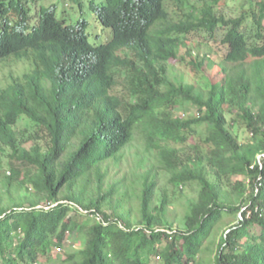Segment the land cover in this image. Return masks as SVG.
Here are the masks:
<instances>
[{
  "label": "trees",
  "instance_id": "1",
  "mask_svg": "<svg viewBox=\"0 0 264 264\" xmlns=\"http://www.w3.org/2000/svg\"><path fill=\"white\" fill-rule=\"evenodd\" d=\"M43 1L0 0V64H27L0 89V146L9 151L8 174L0 155V264H38L68 235L81 249L62 264H201L219 226L215 264H264V0H245L228 19L218 13L228 0H67L73 13ZM93 22L102 27L94 40ZM218 29L213 70L208 56L193 57L189 37ZM170 60L207 87L175 78ZM187 106L196 113L174 117ZM229 115L249 142L231 132ZM21 119L32 125L26 135L15 130ZM201 125L207 152L183 153ZM137 131L173 185L200 187L184 229L172 228L167 198L155 203L148 177L132 188L135 223L125 183L104 182ZM234 176L248 179L236 199L221 184Z\"/></svg>",
  "mask_w": 264,
  "mask_h": 264
},
{
  "label": "rangeland",
  "instance_id": "2",
  "mask_svg": "<svg viewBox=\"0 0 264 264\" xmlns=\"http://www.w3.org/2000/svg\"><path fill=\"white\" fill-rule=\"evenodd\" d=\"M245 0H228L226 3L218 8V13L222 16L228 18H236L239 16L241 9V4ZM59 10L62 8L72 12V5L67 0H44L43 4L47 7L57 5L59 3ZM247 8V6H246ZM73 13V12H72ZM75 16H77L75 14ZM90 31L93 36L92 40L96 38L97 35L102 34V27L100 24H91ZM225 34L224 29H218L214 36L210 37L205 33L193 34L190 36L189 40L191 47L193 48V57L198 56L201 58L203 55L208 56L210 66L213 70H217L214 67V60L216 56H221L222 46L220 44L223 35ZM105 38H101L104 41ZM93 42V41H92ZM185 56V54L183 53ZM170 70L174 77L179 79L188 85H195L200 88L205 89L207 87V80L199 73H193L190 71L189 67L185 62L179 60H170L169 62ZM25 72H27V64L24 62H18L17 60L11 59L0 64V89L5 88L10 84L11 80L17 77H21ZM123 85V84H122ZM117 94L124 93V89L120 87L117 90ZM196 109L187 106L184 110H176L174 112V117H184L187 115H194ZM186 115V116H187ZM235 118L236 121L230 128L231 132L238 138V141L242 144L249 142L252 139L250 131L244 128L242 121L236 118L235 115L227 116V120L231 123V120ZM32 125L28 123L25 119L19 120L15 127V130L19 133L27 134V130H31ZM206 137V127L204 125L194 127V131L189 135V140L185 146H182L183 153L193 156V148L199 146L203 152H207L206 146L203 145V140ZM8 154L9 151L1 148L0 155L3 161V173L8 174L7 164H8ZM260 158V157H259ZM108 175L104 182H124L125 187L129 189V194L133 196L134 201H136L135 193H138L140 182H143L145 177L149 180L156 182L155 191V203L159 204L165 197L168 201V208L166 211L168 221L171 222L172 228L175 230L184 229V223L186 216L190 213L192 203L197 200L200 187L197 183H187L185 185L175 186L170 182L171 175L164 170L163 165L160 164V159L158 153L155 149H148L140 132L135 133V137L132 142L127 146L118 162L110 161L108 164ZM209 179L215 181L213 174H209ZM241 182L248 183V179L234 176L230 181L224 180L221 182L225 192L229 193L233 199H236L239 194L244 192V189L238 184ZM132 188H134V195L132 194ZM248 190V189H247ZM247 193L249 191H246ZM134 203V202H133ZM137 203V204H136ZM134 204L136 208L131 215V220L135 223V217L137 214L136 201ZM102 210L111 214V209L106 205L102 207ZM241 217L238 214L236 217L230 216L231 221L236 224L237 220ZM224 226H219L216 235L213 237V243L209 245V250L200 256L201 264H215L214 257L216 254L217 245L219 242V236L225 231ZM81 249V244L79 239L72 235H68L67 240L64 245L61 246V251H57L56 248H52L50 252V257H39L38 264H62V262L67 258L68 255L73 254L77 250ZM150 264H162V260L159 258H151Z\"/></svg>",
  "mask_w": 264,
  "mask_h": 264
},
{
  "label": "built area",
  "instance_id": "3",
  "mask_svg": "<svg viewBox=\"0 0 264 264\" xmlns=\"http://www.w3.org/2000/svg\"><path fill=\"white\" fill-rule=\"evenodd\" d=\"M57 251L60 252L61 251V248H57Z\"/></svg>",
  "mask_w": 264,
  "mask_h": 264
}]
</instances>
